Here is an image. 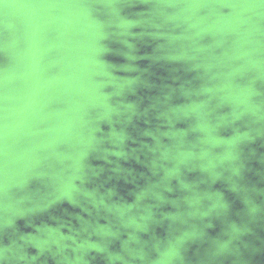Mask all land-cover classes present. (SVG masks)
<instances>
[{
    "label": "snow or ice",
    "instance_id": "1",
    "mask_svg": "<svg viewBox=\"0 0 264 264\" xmlns=\"http://www.w3.org/2000/svg\"><path fill=\"white\" fill-rule=\"evenodd\" d=\"M66 2L85 10L86 17L94 19L98 30L108 33L102 40L111 50L109 57L127 50L122 39L115 35L126 27L121 23L127 12L126 0ZM140 2L138 10L143 13L141 19L145 24L137 31L151 35L150 43L159 46L155 54L168 60L169 67L190 74L186 77L189 83L185 84L188 93H181V100L168 101L161 97L165 107L174 109V113L169 114L173 125L167 129L170 135L166 140L153 137L155 155L150 167L144 170L145 177L137 181L134 196H118L115 191L109 193L111 185L107 182L91 181L82 186L85 190L79 198L86 207L93 205L83 226L85 238L92 237V242L83 253V246H77L75 242L63 248L59 243L55 248L40 245V250L30 253L29 247L38 246L31 241L21 243L25 238L17 230L16 220L20 216L19 209L35 206V189L41 179L36 174L45 173L41 159L52 163L50 153L54 149L61 150L55 148L57 141L73 140V132L79 137L77 143L86 144L87 150L94 152L90 130L99 134L96 117L105 122L123 123L129 111L124 106L128 103L124 96L132 89H126L122 95L115 90L114 84L104 85L103 90L110 95L85 99L77 109L79 115L73 125L65 129L49 127L44 120H25L16 124L11 133L6 131L7 124L0 125V264H57V261L59 264H83L89 260V252L94 254L91 264H181L174 246L163 237L157 240L154 235L152 226L161 220V212L172 213L163 218L164 226L176 235L188 233V239L198 237L206 227L222 226L224 229L225 234L218 237L217 242L200 249L195 259L190 260L185 255L183 264H246L247 254L254 250L251 241L239 247L233 245L237 229L232 228L231 223L236 220L239 224L236 218L241 214L264 220V191L242 187L241 181L236 179L233 181L235 200L227 193L217 196V188L223 191L214 180L220 167L208 161L214 160V153L221 151L212 137L232 135L226 123L220 124L221 113H229L227 119L235 121L233 128L239 124L243 128H258L264 134V32L260 34L258 50L251 41H246L253 51H242L237 55L236 50L229 48L233 37L224 39L219 34L221 29L209 15L216 7L215 0ZM229 6L232 5H221ZM256 6L264 10V0H259ZM9 27L0 24V69L4 71L11 64ZM250 78L255 79V85L234 87L247 84ZM5 79L0 76V90L5 87ZM221 83L223 87H214ZM59 107H63V100L53 98L45 110ZM101 110L103 115H100ZM162 110L157 105L155 111L150 109L147 116L141 115L144 127L156 112ZM55 115L62 114L53 113ZM46 119L52 123V117ZM4 120H7L6 116ZM36 124L40 125L41 131L32 130ZM140 134H143L142 130ZM9 137L16 142L14 151H9ZM28 137H37L40 143H34ZM21 161L32 174L26 185L14 184L7 179L10 166ZM260 248L264 251V244Z\"/></svg>",
    "mask_w": 264,
    "mask_h": 264
},
{
    "label": "water",
    "instance_id": "2",
    "mask_svg": "<svg viewBox=\"0 0 264 264\" xmlns=\"http://www.w3.org/2000/svg\"><path fill=\"white\" fill-rule=\"evenodd\" d=\"M215 3L209 15L224 39L233 37L229 48L236 50L237 55L253 51L246 42L251 41L258 50L260 34L264 32V10L256 6L259 0L255 4L253 0H215ZM126 4V16L121 19L126 27L115 35L122 39L127 50L109 57L111 50L102 40L108 33L98 30L94 19L86 17L85 10L72 7L66 0H0V24L11 26L8 28L11 64L7 71L0 69V76L6 77L5 87L0 90V125L7 124V132L11 133L16 124L25 120H44L49 127L68 128L79 115L77 109L85 99L110 95L103 90L104 85L114 84L122 95L126 89H132L124 96L128 100L124 106L129 111L123 123L114 124L96 117L99 134L90 130L94 152L88 151L86 144L77 143L79 137L73 132V140L57 141L55 148L61 150L54 149L50 153L52 163L41 159L46 174H36L41 179L35 189V206L19 209L20 216L16 220L17 230L25 238L21 243L31 241L38 246L29 247L30 253L40 250V245L55 248L59 243L63 248L74 242L83 246L82 253L85 251L92 237L85 238L83 226L93 205L86 207L79 198L85 190L82 186L91 181L107 182L111 185L109 193L134 196L137 181L145 177L144 170L150 167L155 155L153 137L166 140L170 135L167 129L173 126L169 114L174 113V109L165 107L161 97L168 101L181 100V93H188L185 84L189 83L186 77L190 74L169 67L168 60L155 54L159 46L150 43L151 35L137 31L145 24L141 19L143 13L138 10L140 0H126ZM224 4L232 6L221 7ZM251 85H255L254 78L234 87ZM223 86V83L214 85ZM53 98L62 99L63 107L46 111ZM157 105L163 110L156 112L144 127L141 115L147 116ZM53 113L62 115L53 116ZM228 116L227 112L221 113L218 120L221 125L227 124L232 135L212 137L221 151L215 152L214 160L208 163L220 167L214 180L223 191L217 188L216 195L227 193L235 200L233 181L236 179L241 181L242 187L264 191V134L258 128H243L239 124L233 128L235 121L228 120ZM48 117H52V123H48ZM32 130L41 131V127L36 124ZM27 139L40 143L37 137ZM15 143L9 137V151H14ZM31 178L23 161L8 170L7 179L14 184L26 185ZM171 215L161 212V220L152 227L157 240L163 237L174 246L181 264L185 255L190 260L195 259L200 249L225 234L222 226H212L194 239H188V233L176 235L164 226L163 218ZM236 219L239 224L236 220L231 223V227L237 229L233 245L239 247L251 241L254 250L247 254L246 264H264V251L260 248L264 244V220L243 214ZM51 255L54 257L55 253ZM93 255L89 252V260L83 264H91Z\"/></svg>",
    "mask_w": 264,
    "mask_h": 264
}]
</instances>
